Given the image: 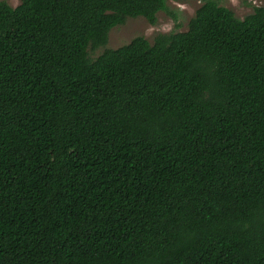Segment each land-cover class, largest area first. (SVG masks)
I'll return each mask as SVG.
<instances>
[{"label":"trees","instance_id":"1","mask_svg":"<svg viewBox=\"0 0 264 264\" xmlns=\"http://www.w3.org/2000/svg\"><path fill=\"white\" fill-rule=\"evenodd\" d=\"M170 1L0 0V264H264V7Z\"/></svg>","mask_w":264,"mask_h":264},{"label":"rangeland","instance_id":"2","mask_svg":"<svg viewBox=\"0 0 264 264\" xmlns=\"http://www.w3.org/2000/svg\"><path fill=\"white\" fill-rule=\"evenodd\" d=\"M12 7H17L21 0H2ZM222 6L231 9L235 15L243 19L254 12L255 7H264V0H217ZM203 4L200 0L189 2L168 3V11L158 14L156 25L150 24L145 18H129L122 26L113 28L109 34V42L105 48L117 49L130 43L136 37H144L150 43L161 33L185 32L197 9ZM105 48H89V57L94 60L103 53Z\"/></svg>","mask_w":264,"mask_h":264}]
</instances>
